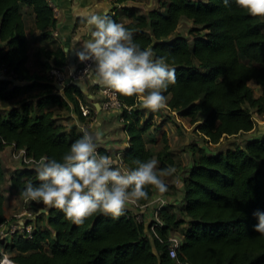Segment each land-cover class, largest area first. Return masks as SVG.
Listing matches in <instances>:
<instances>
[{
	"label": "trees",
	"instance_id": "1",
	"mask_svg": "<svg viewBox=\"0 0 264 264\" xmlns=\"http://www.w3.org/2000/svg\"><path fill=\"white\" fill-rule=\"evenodd\" d=\"M137 1L113 3L126 6ZM24 7L35 17L38 40H50L56 24L48 0H0V41L5 43L0 67L14 74L0 79V103H13L0 111V187L6 181L1 152L7 147L24 150L32 161L42 156L59 161L82 135L80 129L60 124L54 107H73L80 122L88 123L80 110L86 104L82 90L69 85L60 93L49 78L53 67L68 66L62 48L37 47L36 63L41 72H48L29 69L31 44ZM125 9L131 11V20L124 27L134 43L150 49L154 59L167 57L176 82L163 93L165 107L156 112L142 108L135 97L118 94L129 137L123 160L129 171L136 167L134 160L153 158L158 175L169 167L179 168L167 132L156 119H172L170 114L177 113L188 120L204 144H189L192 167L182 179L184 207L172 212L164 206L159 211L164 225L154 232L127 207L117 219L94 214L81 226L53 208L34 220L32 238L16 232L0 242V264L5 254H11L13 264H264V236L254 231L258 220L253 215L264 213V135L214 154L207 151L227 137L253 131L255 116L264 115V18L252 17L235 0L228 6L223 0H160L159 8L142 14ZM188 22L192 42L178 32ZM251 82L260 87L258 96ZM151 131L158 134L147 140ZM98 152L108 155L102 148ZM10 182L21 197L28 182L39 183L35 165L22 162ZM165 184L166 193L174 189ZM146 191L149 198L139 205H147L156 192L152 186ZM5 201L0 192V227L7 224ZM172 234L183 235L178 259L169 255Z\"/></svg>",
	"mask_w": 264,
	"mask_h": 264
},
{
	"label": "clouds",
	"instance_id": "2",
	"mask_svg": "<svg viewBox=\"0 0 264 264\" xmlns=\"http://www.w3.org/2000/svg\"><path fill=\"white\" fill-rule=\"evenodd\" d=\"M223 3L228 6L229 0ZM235 4L252 17L264 18V0H235ZM81 22L86 24L90 38L80 43L77 55L81 62L91 61L94 65L84 73L91 85L112 94L135 97L142 108L152 112L164 108L163 93L176 82L175 70L169 68L167 57L154 59L150 49L142 50L134 43L132 33L106 12L81 13ZM78 127L82 135L61 160L42 156L36 161H25L35 165L39 181L38 184L28 182L21 190L20 196L25 202L42 204L39 211L45 215L53 208L59 210L66 221L81 226L94 214L119 218L128 205H137L149 198L148 186L161 196L166 193L167 186L160 176L172 175L174 167L158 175L155 158L146 162L137 159L133 161L134 169L121 171L113 166L111 156L98 152L100 131ZM99 127L97 122L96 128ZM253 215L258 220L254 231L264 236V213L257 211ZM169 244L172 249L178 247L174 239L170 238ZM172 249L169 255L175 259L176 252Z\"/></svg>",
	"mask_w": 264,
	"mask_h": 264
},
{
	"label": "crops",
	"instance_id": "3",
	"mask_svg": "<svg viewBox=\"0 0 264 264\" xmlns=\"http://www.w3.org/2000/svg\"><path fill=\"white\" fill-rule=\"evenodd\" d=\"M141 1L142 0H139L137 2H131L126 6H123V5L114 4L113 0H48L54 11L58 10V12L56 14V24L51 29L52 37L50 40L47 41L38 40L40 31L35 26L34 23L35 17L33 15H29V12L31 10L29 7H24L23 13L27 17L28 19L27 21L31 23L30 26H28V38L31 44V48L29 51V64H28L29 69L32 72H41L34 58L35 51L39 46H44L47 49H52V50L55 49L56 47H60L67 54L68 59L70 53L75 54L78 59L77 52L78 50H80L81 47L80 43H83L84 41L90 38L87 35L86 24L81 22V13H85L88 11H96L100 14H103L106 12L107 15L113 21L124 25L131 20V11H128L125 8H133L137 12V14H142L140 12V5H143ZM150 10H146L145 13H147ZM188 23L190 25V22ZM74 44H76L75 47H73ZM4 46L5 43H2L0 41V50ZM42 60L44 61L46 59L42 57ZM49 63L53 65L52 60H49ZM47 72L48 71H42L41 73L47 74ZM1 75L2 74L0 72V76ZM82 83L85 85L86 88L85 93L82 91L85 95L86 105H88L93 111L92 118L90 119L88 118L87 119L88 123L83 124L80 122L78 115L74 111L73 107H71V109L68 110L65 108H60L58 106L54 107V110L56 111V117L58 118L60 124H63L64 126H67L70 129L72 128L79 129L78 127L79 125L88 128L89 131L99 130L101 133V138L99 141L98 148H102L106 150L108 155L112 157V160H115L116 158L115 156L118 153L123 154L129 147V137L125 131V123L122 117L124 107H122L121 109L106 110L103 107V103L106 99L103 89L91 85L88 78L82 80ZM10 106L11 105L5 107L0 105V111L8 109ZM164 112L167 113V115L169 114V111L164 110ZM170 117L173 118L171 114ZM156 121H157V125H161V130L167 132L168 138L170 140L171 134L174 133L175 131L174 128H170L171 127L170 124H172V119L163 120L162 118H157ZM97 122H99L100 124L99 129L96 128ZM154 133L156 137L158 132H154ZM263 135H264V130H261V126L257 127L256 125L253 131L239 136L227 137L223 139L219 144H217V146L220 147V145H222V147L225 148L224 150H226L228 148L234 147L235 144H240V143L243 144L246 140L252 141V140L260 139ZM185 148L188 149L187 153L190 154V159H191L189 163L187 162L188 164L184 163L185 167H187L185 169V172L184 170H182L181 172L184 173L180 174L179 172L181 169L177 168L175 169V172L172 175L161 176L162 180L165 183L174 186V189H171L170 192L168 191L166 194H163L162 196L158 192H155L154 196L147 205H152L157 198L162 197L167 199V205L170 206L172 212L173 211L177 212L179 208L184 207V186L182 179L186 176V174L192 167V158L189 150V145L186 144ZM9 151H12V153L15 154L13 158L17 160L19 156V152H17V150L14 149V147H7L2 152V155L4 153L7 154ZM171 152L175 157L177 154H182L179 153L178 150H174L173 148ZM20 161L21 158L17 160V162L19 163ZM11 175L12 173H10L9 176L8 175L5 176L6 177L5 182L9 185V187L11 184L10 182ZM5 210H6V201H5ZM144 213L145 215H149V216H145V218L150 221L152 219V207L150 206L149 208H146L144 210ZM5 215H6V211H5ZM6 217L8 222L9 218L7 215ZM146 228H147L146 230H149L147 223H146ZM172 235L175 236L176 234H172Z\"/></svg>",
	"mask_w": 264,
	"mask_h": 264
},
{
	"label": "rangeland",
	"instance_id": "4",
	"mask_svg": "<svg viewBox=\"0 0 264 264\" xmlns=\"http://www.w3.org/2000/svg\"><path fill=\"white\" fill-rule=\"evenodd\" d=\"M197 1H206V0H197ZM143 3V5H140V12L141 13H145L146 10H150V9H154V8H159L160 7V0H142L141 1ZM139 11V10H138ZM28 22V21H27ZM30 22H28V26H30ZM189 30H190V25L184 24L182 23L180 25V28L178 30L179 33L187 36L190 39V42H192V36L189 35ZM250 85L253 87L254 91H255V95L258 96L260 94V87L257 86L254 82H251ZM16 102H14L15 104ZM13 103H0L1 106H9ZM259 119V121H258ZM255 120H256V124L257 127L261 126V130H264V115L263 116H255ZM260 123V125H259ZM262 123V124H261ZM170 128H174V133H170L171 137H170V144H171V150L172 148L174 150H178L179 153L182 154H177L176 155V159L178 160V162H180V174L185 172V169L187 167H185V164H188L191 159H190V154L187 153V148H185L186 144H192V143H199L200 145H203V141L202 139H200L199 136L195 135L192 126L189 124V121L186 119H182L179 118L177 115L174 114L173 118H172V124H170ZM150 136H155V133L153 131L150 132V134L147 136V140H149L151 137ZM228 140V139H227ZM186 142V143H185ZM241 144V143H240ZM162 144L158 146V149L161 148ZM220 147H222V145H220ZM217 145H209L207 147V151L208 153L214 154L216 152L222 151L225 148H220ZM220 148V150H219ZM9 153V154H8ZM7 154L4 153L2 155L1 152V157L3 160V164H4V169L6 172V176L10 175V173H13L14 170L16 169V167H22V162L20 161L17 162V160L20 158V156H18V159L15 160L13 158V156H15L14 153H12V151H9ZM184 153V154H183ZM187 153V154H185ZM188 162V163H187ZM187 166V165H186ZM182 170H184V172H181ZM13 171V172H12ZM0 192L5 195L6 197V215L9 218V221L7 222V224H5L4 226L0 227V242L3 241H9L11 235L13 234H9L7 235V232H10L11 230L13 231L14 229H16V232L21 233L22 231L18 230L21 226H26L29 223H31V225H35L34 220H36L39 216L43 215L39 210L41 208H43L42 204H33V202L29 201V202H25L21 197L17 196L14 191L11 189V187H9V185L5 182V184H3L0 187ZM170 192V190H169ZM150 207V206H149ZM148 207V208H149ZM153 208V207H152ZM133 212V211H132ZM144 216H149V215H144ZM24 224V225H23ZM39 226H43L44 222L43 221H39L38 222ZM12 233V232H11ZM174 236V235H172ZM177 236L181 237L182 236L180 234H177ZM11 254H5L4 258H7L5 260L4 264H13L11 263V259H10ZM3 258V259H4Z\"/></svg>",
	"mask_w": 264,
	"mask_h": 264
},
{
	"label": "built area",
	"instance_id": "5",
	"mask_svg": "<svg viewBox=\"0 0 264 264\" xmlns=\"http://www.w3.org/2000/svg\"><path fill=\"white\" fill-rule=\"evenodd\" d=\"M57 12H58V10L55 11V16H56ZM89 66L94 67V65H92L91 61L81 62L78 58L76 61L75 67L72 71H68L67 70L68 67H62V68L53 67L49 72V78L55 84L56 88L60 92H63L65 90V88L67 86L71 85L73 82L82 81L85 78H87L84 75V73H85L86 68H88ZM0 72L5 77L14 78V74H12V73L8 74V70L6 68L0 67ZM67 72H68V74H67ZM103 92H104V95L106 97V99L103 103V107L106 110L121 109L122 107H124L122 105V103L120 102V100L118 99V94H112V93L105 91V90H103ZM80 110L85 117L92 118L93 111L88 105L81 104ZM173 114L177 115V113H173ZM17 152H19L21 162L29 160L25 157V151L24 150H21V151L17 150ZM115 157H116L115 160H113V166L120 168L121 171H129L126 164L124 163L123 154L118 153ZM161 199H163V201H165V202L160 203ZM166 205H167V199L159 197L153 202L152 205L142 206L139 204H137V205H131L130 204L127 206V208H131L133 213L136 215L137 220L140 222L143 221V222L147 223L151 232H154L155 228H157L158 226L162 227L164 225L160 220L159 211ZM148 206L153 207L152 208V219L150 221L147 220L144 216L145 215L144 210L146 208H148ZM18 230L27 233L28 237L32 238L33 226L31 224L26 225V226L25 225L21 226ZM13 233L14 234L16 233V229H14L13 231L11 230L10 232H7V235H9V234L11 235ZM13 235H11V236H13ZM171 239H174L178 242V247H175L174 249H172V246L170 245L169 252H170V249L174 250L176 252L175 259H178V253H179L180 246L182 245L183 239L177 235L171 236ZM5 260H6V258L3 259V262ZM3 262H2V264H4ZM177 264H185V263L178 261Z\"/></svg>",
	"mask_w": 264,
	"mask_h": 264
},
{
	"label": "water",
	"instance_id": "6",
	"mask_svg": "<svg viewBox=\"0 0 264 264\" xmlns=\"http://www.w3.org/2000/svg\"><path fill=\"white\" fill-rule=\"evenodd\" d=\"M76 61H77L76 55L73 54V53H70L69 59H68V66H67L68 67L67 68L68 71H72L74 69ZM5 78H7V77H5L3 75L0 76V79H5ZM16 83L18 84V82H16ZM71 85L78 87L84 93L86 92L85 85L82 83V81L73 82Z\"/></svg>",
	"mask_w": 264,
	"mask_h": 264
},
{
	"label": "bare ground",
	"instance_id": "7",
	"mask_svg": "<svg viewBox=\"0 0 264 264\" xmlns=\"http://www.w3.org/2000/svg\"><path fill=\"white\" fill-rule=\"evenodd\" d=\"M7 259V258H6ZM3 263H5V261L3 262ZM12 263V262H11Z\"/></svg>",
	"mask_w": 264,
	"mask_h": 264
}]
</instances>
